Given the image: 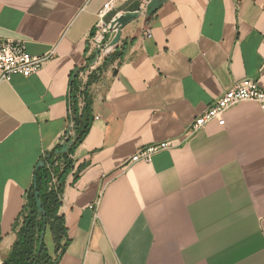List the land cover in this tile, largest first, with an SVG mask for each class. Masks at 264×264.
<instances>
[{
	"label": "crops",
	"instance_id": "crops-1",
	"mask_svg": "<svg viewBox=\"0 0 264 264\" xmlns=\"http://www.w3.org/2000/svg\"><path fill=\"white\" fill-rule=\"evenodd\" d=\"M105 1L0 0V38L24 40L31 54L55 50L36 73L0 80V264L35 166L65 132L71 74L87 63L85 79L99 65L92 38ZM140 3L120 1L105 22ZM122 41L120 62L89 88L92 120L64 181L69 240L56 264H264L258 104L236 103L223 125L125 164L138 147L181 136L232 81L264 89V0H164L126 24ZM42 240L54 259L48 227Z\"/></svg>",
	"mask_w": 264,
	"mask_h": 264
},
{
	"label": "trees",
	"instance_id": "trees-1",
	"mask_svg": "<svg viewBox=\"0 0 264 264\" xmlns=\"http://www.w3.org/2000/svg\"><path fill=\"white\" fill-rule=\"evenodd\" d=\"M122 43L123 41L115 47L110 58L103 61L101 68L88 73L86 81L82 82L80 77L81 72L88 68L87 63L71 74L68 92V111L70 113L68 116L73 121L74 139L63 153L60 152L61 145L58 144L41 158L43 166L35 168L33 183L39 193L44 215L40 218L37 216L32 185L25 195V203L20 212L17 239L2 264H56L59 255L67 245L69 238L64 217L58 213V210L65 178L74 169L72 154L88 133L92 120L89 88L110 65H113L115 61L116 65L120 62ZM96 72L98 74H95ZM84 166L85 164L79 165L74 170V175L76 176ZM53 178H55L54 182H52ZM47 227L55 244L56 257L54 259L48 255L43 240L40 241V234Z\"/></svg>",
	"mask_w": 264,
	"mask_h": 264
},
{
	"label": "built area",
	"instance_id": "built-area-1",
	"mask_svg": "<svg viewBox=\"0 0 264 264\" xmlns=\"http://www.w3.org/2000/svg\"><path fill=\"white\" fill-rule=\"evenodd\" d=\"M122 0H106L99 12L97 13V21L93 34V43L98 51H103L106 46L110 31L105 22V17L111 9ZM141 15L146 11L148 0H140ZM106 42L105 45L102 43ZM55 54L54 47L42 54H31L27 51L25 41L22 39H4L0 38V80H9L12 75L29 76L36 73L41 67L49 61ZM252 101L258 104L261 110H264V89L261 88L254 78L244 77L232 81L230 86L225 89L219 96L214 98L206 109L195 116L185 128L183 134L175 139H168L138 147L135 152L126 160V165L138 161L149 162L154 153L159 150L169 149L177 146L187 137L195 134L206 123L215 120L219 125H223L225 112L234 104ZM68 113H70L68 111ZM73 121L68 116L67 126L60 141L61 147L67 145V148L74 139ZM55 178L52 179V182ZM97 206V201L92 207Z\"/></svg>",
	"mask_w": 264,
	"mask_h": 264
},
{
	"label": "water",
	"instance_id": "water-1",
	"mask_svg": "<svg viewBox=\"0 0 264 264\" xmlns=\"http://www.w3.org/2000/svg\"><path fill=\"white\" fill-rule=\"evenodd\" d=\"M164 0H148L146 4V11L144 13L145 16H151L159 6L163 3ZM141 13L140 10L135 11H127V12H119L114 18H112L108 23V30L111 32L108 42L106 44L107 47H114L120 40L121 30L122 28L131 22L132 20L136 19ZM67 150V145H63L61 147L60 152H65ZM43 166V160H39L35 166V168ZM34 189V199L36 203V212L37 216L40 218L44 215V210L41 205V200L39 199V193L36 190V185L33 183ZM44 231L40 234V241L43 239Z\"/></svg>",
	"mask_w": 264,
	"mask_h": 264
},
{
	"label": "rangeland",
	"instance_id": "rangeland-1",
	"mask_svg": "<svg viewBox=\"0 0 264 264\" xmlns=\"http://www.w3.org/2000/svg\"><path fill=\"white\" fill-rule=\"evenodd\" d=\"M106 42H103L102 44L105 45ZM116 46V45H115ZM115 46L114 47H107L105 46L103 51H98L99 54H97L96 56V61L99 62V65H97L96 67H94L92 70H98L99 68H101V64L103 63L104 60L110 58V55L113 54L114 50H115ZM95 74H98L97 72ZM86 77L85 79H83V77H80V79L83 81H86Z\"/></svg>",
	"mask_w": 264,
	"mask_h": 264
}]
</instances>
